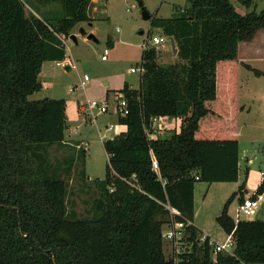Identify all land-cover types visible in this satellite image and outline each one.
<instances>
[{"label":"trees","instance_id":"trees-1","mask_svg":"<svg viewBox=\"0 0 264 264\" xmlns=\"http://www.w3.org/2000/svg\"><path fill=\"white\" fill-rule=\"evenodd\" d=\"M253 1L239 3L247 10ZM49 3L60 12L33 14ZM89 3L0 0V264H264V221L234 222L227 215L234 196L216 218L225 234L233 231L232 255L213 258L210 239L200 243L192 225L197 182L238 180V46L264 29V8L240 14L230 0H189L178 16L152 20L173 41L178 62L160 65L159 52L143 47L139 88L124 84L117 93L127 104V115L117 116L126 130L103 141L105 178L92 215L75 219L67 214V185L48 160V148L65 141V103L28 97L41 90L43 63L64 62L65 40L93 20ZM159 118L178 119L179 129L153 136ZM84 156L79 148L82 166ZM263 193L264 175L256 190ZM166 207L180 216L171 219ZM174 222L190 251L166 258L162 227Z\"/></svg>","mask_w":264,"mask_h":264},{"label":"rangeland","instance_id":"rangeland-1","mask_svg":"<svg viewBox=\"0 0 264 264\" xmlns=\"http://www.w3.org/2000/svg\"><path fill=\"white\" fill-rule=\"evenodd\" d=\"M93 1L90 0L93 8L95 3L93 20L78 25L72 31L71 36H74L75 41L69 37L64 42L67 61L61 62L60 66L55 62L43 63L38 75L41 90L28 97L30 101L47 98L62 99L65 103V141L60 146L48 148V160L56 175L67 185V214L75 219L92 215L93 203L99 195L97 184L104 180L107 164L102 143L114 138L122 130L117 123L115 95L124 84L133 90L139 88V77L142 73L130 71L139 68L144 43L147 42L148 48L153 47L159 52L158 64L178 62L170 40L160 29L151 26L152 20L174 18L189 7V0ZM230 1L240 14L252 11L259 13L264 8V0H254L247 10L241 6L239 0ZM138 2H142L151 17L150 20L142 19ZM53 10L56 14L60 12V8ZM30 11L26 9L27 14ZM80 29L87 35H93L96 42L87 40L86 35L80 34ZM153 37L161 38L163 42L154 45L151 42ZM104 51L107 54L105 60H102ZM237 63V101L240 108V113L236 115L239 133L238 180L233 183L213 184L197 182L194 186L193 224L198 228L200 238L207 236L218 244H223L228 237L216 223V218L222 213L225 204L234 196L228 204L227 215L236 222L237 208L241 204L240 195L237 194L239 186L246 179L245 189L248 191L243 197L248 198L258 187V174L264 173V103H261L264 94V29L258 31L251 42L239 44ZM245 64L260 74L246 69ZM84 76L88 81L82 87ZM105 102L108 103L109 110L104 114L99 108ZM89 105H92L91 110ZM231 113L230 108L226 116L230 121ZM179 125V120L175 119L167 128L158 129L159 136L165 137L170 132H177ZM226 125L230 123L226 122ZM110 126H113V130L109 132ZM155 135L157 134L153 133ZM79 148L85 150L83 166L77 159ZM81 170L84 178L80 174ZM243 220L264 221V194L254 214L248 218L240 217V221ZM172 225L163 226L162 233H166ZM182 228L181 226L178 229L181 233ZM175 251L189 252L190 246L182 240L177 246L164 240L166 258L173 257Z\"/></svg>","mask_w":264,"mask_h":264},{"label":"built area","instance_id":"built-area-1","mask_svg":"<svg viewBox=\"0 0 264 264\" xmlns=\"http://www.w3.org/2000/svg\"><path fill=\"white\" fill-rule=\"evenodd\" d=\"M151 42L154 45H158L161 44L163 42V39L161 38H156L153 37L151 38ZM147 46V42H145V44L143 45V47ZM106 54L107 51H104L101 59L105 60L106 58ZM57 66L61 65V62H57L56 63ZM131 73H142V69L139 68L138 69H131L130 71ZM88 81V78L86 76L83 77V81L81 82V86L84 87L85 83ZM115 99H116V109H115V113L117 114V116H121V117H125L128 113L127 110V104L125 99L123 98L122 95L116 94L115 95ZM89 109H92V105H89ZM109 110V106L108 103L105 102L102 104V106L99 108V111L101 113H107ZM81 111H85L84 109H81ZM161 119V118H159ZM159 119H154L153 120V126L155 127V123L159 120ZM157 129H159L161 126H156ZM113 130V126H110L108 128V131H112ZM153 168L156 169V163L153 162ZM263 175L264 173H261V181L263 179ZM257 190V189H256ZM256 190L248 197L245 198L244 201L239 205V207L237 208V212H236V217H237V222L240 221V217H244V218H248L251 215L254 214V212L258 209L261 201L263 200V194H256ZM169 210V214L171 219H173L176 216H180L179 212L176 211L175 209H172L170 207H166ZM173 225L171 227H169L170 229L166 232L162 234L163 239L167 240L170 243H174V246H177L178 242L181 240L182 238V234L181 232L178 230L180 229V227L182 226L180 223H172ZM227 239L223 244H218L215 242H212L211 239L209 241V246L212 248V255L213 258L218 254V253H224V254H229L232 255L234 248H235V242L233 239V231L227 235ZM205 237L200 238V243H203L205 240ZM176 250V249H175ZM176 252V251H175Z\"/></svg>","mask_w":264,"mask_h":264},{"label":"crops","instance_id":"crops-1","mask_svg":"<svg viewBox=\"0 0 264 264\" xmlns=\"http://www.w3.org/2000/svg\"><path fill=\"white\" fill-rule=\"evenodd\" d=\"M92 2H94L93 0H92ZM38 6V13H35L34 11H32L31 9V11L33 12V14L36 16V17H38V18H41V17H44V16H47V17H52V16H55L54 14H56L55 12H54V10L53 9H56V11L60 8V6H59V4L58 3H49V5H45V6H42V5H37ZM51 8H53V9H51ZM41 12H40V11ZM94 11H95V3H94V8H93V11H92V14L94 13ZM256 37V36H255ZM255 37H254V39H255ZM241 44V43H240ZM65 61H67V57H66V59H65ZM64 61V62H65ZM263 97H261V103L263 102L264 103V94L262 95ZM238 98H239V93H238ZM240 113V108L238 107V114ZM173 122H175V119H172V118H161V119H159L156 123H155V127L154 128H156V130H158L157 129V127L156 126H161L160 128H162V129H164V128H167V126H169V124H171V123H173ZM119 126H121L122 127V130H121V132H125V130H126V128H125V126H122V125H119ZM120 132V133H121ZM157 132V131H156ZM157 135L159 136V132H157ZM239 133H237V141H239ZM160 137H164V136H160ZM238 149H239V142H238ZM260 183H261V176H260V174H258V179H257V186H259L260 185ZM258 188V187H257ZM256 188V189H257ZM255 189V190H256ZM246 190V192L248 191V189H245ZM254 190V191H255ZM254 191H252V193L254 192ZM195 194V193H194ZM245 196H247L246 194H245ZM245 199V198H244ZM192 225L194 226V224H193V222H192ZM195 227V226H194ZM195 228H197V227H195ZM198 229V228H197ZM207 237V236H206ZM209 238V237H208ZM210 239V238H209Z\"/></svg>","mask_w":264,"mask_h":264},{"label":"water","instance_id":"water-1","mask_svg":"<svg viewBox=\"0 0 264 264\" xmlns=\"http://www.w3.org/2000/svg\"><path fill=\"white\" fill-rule=\"evenodd\" d=\"M138 6H139L140 11H141L142 19H143L144 21H148V20H150L151 17H150V15H149V13L145 10V8H144L142 2H138ZM92 8H93V3L90 2L89 5H88V8H87V16H88L89 18H92ZM79 32H80V34L83 35V36L86 35V39H87V40H91V41L96 42V38H95L93 35H91V34L87 35L86 32H85L83 29H80ZM70 38H71L72 40L75 41L74 36H70ZM170 42H171V46H172V50H173V54L176 55V54H177V50L175 49L174 43H173L172 40H170ZM66 70H68V68H66Z\"/></svg>","mask_w":264,"mask_h":264}]
</instances>
